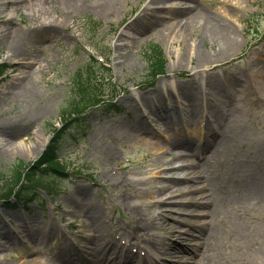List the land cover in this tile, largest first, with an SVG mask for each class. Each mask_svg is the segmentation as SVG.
<instances>
[{"label": "rangeland", "instance_id": "obj_1", "mask_svg": "<svg viewBox=\"0 0 264 264\" xmlns=\"http://www.w3.org/2000/svg\"><path fill=\"white\" fill-rule=\"evenodd\" d=\"M1 1L9 2L11 0ZM140 1L83 0L78 8L68 11H60L56 8L48 9L47 14L42 15L43 22L51 23L53 25L51 27L54 32H57V35L40 49L37 48L39 45L37 39L42 33L40 28L43 22L32 19L35 17L29 16L27 11L30 4L31 8L35 6L34 3L25 0L16 2L12 0V2L6 3V9L0 10L3 16L9 10L13 11L11 23L17 34L19 33L21 36L19 43L21 45L27 43L28 47L27 52L17 58L16 55L6 50L0 52V62H9L10 64L7 66L5 76L0 78V131H3L0 133V137L10 141L11 143L8 145L11 144V148L13 145L24 143L22 146L12 149L11 152L7 151L0 155V175H2L1 173L9 174L8 170L15 162L22 161L26 165L36 162L35 160L38 159L42 151L40 150L42 142L50 138L51 131L46 125L52 124L53 127H61L59 111L74 96L70 80L77 68L87 61L86 55L82 54L84 50L94 53L93 47L98 49L107 47L106 51H102V54L107 56L106 61L110 66L113 85L117 88L124 86L126 90L125 95L118 101L123 105L128 103L130 97H141V99L144 97V92L135 88L139 90L145 88L143 77L146 73V62L141 56V48L147 44H156L162 48L167 62L164 75L166 78L163 79L166 82L170 81L171 77L179 78V76L191 74L195 70L201 71V69H205L202 67L205 65L215 66L214 74L210 76L209 85L206 87L209 96L202 102V106L206 109L205 114L198 115L199 112L189 110L190 116L193 117L194 122L198 117L201 120L210 119L211 103L216 100L219 103H224L229 98L235 103L232 106L239 108V113L236 116L239 120L236 122L238 128L236 134L245 129L246 136L236 139L233 145L231 142L227 150L219 148L215 153L211 151L210 161L214 164L213 169L203 170L202 166L199 169H191L190 167L193 168L197 162H194L192 156L187 155H184L180 161L168 156L171 159L169 162L167 158L164 160L161 155L151 157L154 149L148 144V140L141 137L134 139L132 134L124 135L120 125L133 120L131 119L132 112L133 116L139 115L140 112L137 109L139 106L142 109L143 106H148V102L138 101L136 108H132L131 104L122 115L115 117L114 114H103L98 109L88 113L80 120L79 125H77L78 123L73 124L67 131L66 140L60 153L62 163L70 168L66 172L71 174H68L64 179H59L58 175L51 176L47 181L53 186L51 192L53 196L45 197L44 192L38 191L32 196V201L30 200L35 206L38 205L27 218V221L30 218L29 221L33 223L32 227L37 221L44 220L43 218L49 213L47 209L51 205L53 207L60 204L64 210L55 211L52 216L62 222L61 229H65V224L73 223L71 227L67 226V229L71 233L70 236L79 244L81 239L90 235L91 229L80 226L82 216L78 215L79 212L75 207L66 206L65 201L75 194L77 187L85 186L89 190L82 196L83 204L99 203L98 206H102L101 216L105 220L103 232H109L110 225L114 229L127 224L134 225L133 218H137V214H130L128 207H135L141 222L152 221L156 224L151 233L154 235V247L160 253L159 255H162L165 243L178 242L182 245L193 243L190 238L193 231L191 229L197 225V221L184 217L186 215L179 216L181 208L169 206V204L186 203L192 198L199 197L201 192L195 193L198 194L197 196L183 197L182 195L189 191L191 185L199 188L200 181L198 183H183L181 181L173 185L169 193L160 191L155 194L157 189L164 186L163 184L154 183L153 187L150 185L135 186V188L140 187L147 191L149 197L124 200L119 196L127 194V191H116L115 183L107 180L106 175L110 174L109 176L114 182L118 178L128 183L130 181H149L150 171L162 166L161 168L166 167L167 169L180 167L177 176L185 179L201 175L204 171L209 176L219 174L221 177L220 173L224 171L223 162L231 164L229 159L243 160L245 152L262 149L261 145L264 140V0H197L202 4L196 3L193 6L201 10L208 19H215V23L219 22L229 27L236 39L234 48L227 52L226 56L207 63H200L198 62L200 60L196 61L195 59L197 51L211 52L207 43L201 47L187 46L190 37L196 39V34L199 35L200 28L191 27L178 35V29H173L170 26V20L163 19L157 25L141 32L138 27L140 20H135L132 17L133 11ZM15 5H20V7L14 10L12 6ZM247 15L251 16L250 19L253 23L246 21ZM5 19L7 17L0 18V24ZM127 21L131 23L134 21L131 27L136 36L132 38L126 34L123 42H127L128 38L132 39L129 41V46L122 48L119 47L121 46V37L117 31ZM96 23H101V26L93 32L89 28ZM7 35L8 31L5 36ZM88 53L86 54L88 55ZM33 59L40 61L41 65L33 62ZM179 60L181 63H177ZM236 62L239 63L236 64ZM220 68L225 72L220 71ZM176 83L182 87L190 88L193 99L194 96L199 99L202 97L194 83H187L184 78H180ZM4 96L8 97V100ZM173 101L178 103L176 98H173ZM190 116L182 115L184 119ZM62 117L65 115L62 114ZM171 118L173 121L176 120L173 114H171ZM158 125L155 128L162 132L161 136L173 137V132H167V126L164 123ZM150 127L154 128L152 125ZM205 129L206 127L202 128V130ZM195 131L196 127H190L188 131L193 138H197ZM69 133L74 136L73 140L67 139ZM178 139L182 140L183 138L180 136ZM38 149L40 151L37 154ZM183 153L187 154L185 151ZM183 153L181 152V154ZM208 155L207 158H209ZM205 161L210 162L209 160ZM218 162H220L219 165ZM127 186L129 188V185ZM202 186L204 183H201ZM156 200L163 201V205L156 207V205L150 204ZM80 203L82 204V202ZM151 206L153 207L148 208ZM15 208L22 213H30L26 206ZM0 209L4 208L0 206ZM16 217V214L6 210L0 217V231L3 226L9 228L13 233L20 234L19 222ZM34 217H39V220ZM238 220L246 233L245 236L252 235L250 246L244 240L238 242V237L230 238L222 228H217V231L222 230V235L211 242L207 251H203L204 253L201 255L203 261L195 264H264V240H260L259 244H253L257 236L264 239V212L252 210L248 215L238 216L234 222L237 223ZM38 226L41 228L40 224ZM237 227L233 233H237ZM224 229L228 230V227H224ZM248 229L250 232L247 231ZM180 230L187 232L189 240L187 238L186 241V235L182 239L186 242L177 241L176 235L170 236L171 231L177 233ZM109 240L113 241V238L111 237ZM60 246L61 239L54 242V238L50 236L37 251L29 255H26L29 249L18 250L22 256L26 255V260L35 256L38 259L48 260ZM10 251H13L11 247L0 250V260H3L1 262L8 261V264H17L10 256L12 255Z\"/></svg>", "mask_w": 264, "mask_h": 264}, {"label": "bare ground", "instance_id": "obj_2", "mask_svg": "<svg viewBox=\"0 0 264 264\" xmlns=\"http://www.w3.org/2000/svg\"><path fill=\"white\" fill-rule=\"evenodd\" d=\"M14 1L16 2L19 0ZM25 1L35 4V6H33L32 8L30 4L27 10L28 14L31 17H35L32 19L40 20L42 23V15L47 14L46 11L48 9L56 8L60 11H68L70 9L78 8L81 4V1L83 0ZM168 2L172 1L156 0L154 2H150V4L157 3L161 4L160 7H164L167 6ZM188 4L190 5L184 8H170L166 10V12L170 16V26L173 29H178V35L184 33L188 30V28L191 27L200 28V30H198L199 35L196 34V39L190 37L187 46L193 48L195 44V46L201 47L204 43H207L212 53H203L197 51L195 53L196 61L200 60L198 61L200 63L214 62L216 59H220L226 56V53L234 48L236 40L230 28L225 26L224 24L222 25L219 22L215 23L216 21L214 19H208V17L197 7L193 6L192 2H190L189 0ZM6 6V2H2L0 0V10L2 8L6 9ZM12 7L14 10H16L17 7H20V5H15ZM146 11H148V9L143 10V12ZM151 11H155V14L157 16L150 18L148 21L142 20V22L138 24L141 32L146 31L149 27L157 25L158 22L163 19L160 16L158 10L151 9ZM160 11H162V9H160ZM3 17H7V19L2 21V23L0 24V52L6 50L7 52L13 53L15 55L24 54L23 51H25V49L19 46V36H17V31L11 23V19L13 18V11L9 10L4 14V16L1 15L0 11V18ZM51 26H53L51 23L44 22L41 25L40 29L42 30V33L41 35H39L38 33L39 38L37 39V42H39V49L46 46L47 43L56 38L57 32H54L53 27ZM34 29H36V27H34ZM7 31L8 35L5 36ZM6 38H8L7 41H5ZM26 44L27 43H25L24 45ZM33 62L41 65V62L36 59H33ZM177 63H181V61L179 60L177 61ZM196 80L198 83V76H186L187 83H193ZM209 82L210 81L208 79H204V81L202 82L203 87H197L202 92V101L206 100L209 96V93L206 92V87L207 85H209ZM177 85L178 83H176L174 86L167 87L168 89L165 90L166 92L164 93V96H159V98L154 104H152L149 110V114L151 116L150 119L152 122L158 123L160 121H164L168 125L170 131L172 130L174 132L175 136L172 140L156 138L157 136H154L153 132L150 129L144 127V120L141 118H138L132 123L128 124V126L124 127V129L122 130L124 135L129 136V134H132L134 139L143 137L144 139L148 140V144L154 149V153L150 155L151 157H155L158 153H160L163 156H170L171 159L183 158V155L179 154L178 152H171L169 150L164 151L165 146L172 143L179 136L178 133L189 129L191 126L190 122H183L181 120L182 115L179 114L190 115L191 112L189 110H194L199 113L202 112L200 108H197V97H195V99L192 98L190 91L191 89L188 87H181ZM160 88L161 87H157L156 89V93L159 95L162 94L159 92ZM4 98L8 100V97L4 96ZM173 98L179 99L180 103H175V101H173ZM233 104H235L234 101L229 100V98H227L224 103H219L218 100L211 103L209 109L211 118L204 123L205 127L207 128L205 134H207V136L209 137L205 142V145H207L208 149H210L212 146V139L214 140V142H212L214 148L222 147L224 149H227L230 146L231 142L233 145L236 139H242L244 138V136H246L245 129H242L239 133L236 134L238 129L236 122L239 121L236 116L239 113V108L232 106ZM168 105H171L169 107L170 113H173L175 117L179 119V124L177 123L178 127L173 126L168 118L163 117V112ZM177 105L181 106L177 107ZM182 106H184L186 110L183 109ZM2 132L3 131L1 130L0 133ZM46 141L47 140H44L42 142L40 150H43ZM9 143L11 142L5 138L0 137V155L7 151L11 152L15 147H19L24 144L23 142H21L19 144L13 145V147L11 148L12 145H8ZM176 143H178V145L174 146V148H179L191 155L196 154L198 155V157L203 155V152L200 150L199 144L197 143H191V141L188 145L179 141H176ZM262 143V149L258 151L253 150L245 152L243 160H237L235 162H232L231 164L223 162L222 165L224 166V171L222 172L221 177H219L217 180H211L208 175L193 176L188 180L189 182H197L199 180H202L204 182V186L199 188H197L195 185L190 186L188 193L198 191L201 192V195L198 197V201H196V198H192V200L186 204V207L188 208L184 209L183 212L187 215L195 214L197 215V217H200L201 220H199L197 226L192 228L193 231L190 237H192L195 242L193 246L170 247L168 244L165 245L169 247L167 251V256L169 258L177 261H181L182 259H184V264H195L196 262L198 263L199 261H203L201 255L205 251H207V247L211 244V242L223 233L222 230L217 231V228L221 229L224 225L226 226L232 223L238 211L246 213L249 209L260 207L264 208V140ZM40 150L38 149L37 154ZM212 150L215 151L214 149ZM208 157L212 158L211 156ZM199 162L200 161H198V163ZM219 163L220 162H218V165ZM201 166V164H196L195 168L193 169H198ZM211 166V162L204 163L203 170L209 169L211 168ZM178 172L180 171L175 170L169 172L168 178L164 181L159 182H157V178L160 176L159 171H153L151 179H149V181H130L128 183L127 181L120 178H118V180H116L115 182L112 180V178L107 179L111 180L113 184L115 183L116 191H127V194H122V196H119L120 198L127 200L129 198L149 197V193L147 191L141 189L140 187L135 188V186L150 185L153 187L154 183H161L164 184V186H162L160 189H157L155 191V194L160 191L169 193L173 188V185L180 181L176 179V175L178 174ZM165 174L166 173H164V175ZM127 185H129V188ZM131 187H134V189H131ZM15 188L16 185L11 188L12 191L9 192L8 195L0 197V206L4 208L0 209V217H2L6 210H10V212L16 214L21 233H17L18 235H16L11 230H9V228L2 226V229L0 231V250L4 249L5 247L6 249L11 247L16 253L14 257H19L20 253L18 249L24 248V244L18 238V236H20L21 234L24 235V239H26L28 245L38 248L39 244L48 235L60 236L61 232L54 225H51L46 229V231H44V234L37 233L36 236L35 230L30 227V225L33 223L29 220L27 221V218L35 211L38 205L35 206V204L31 203V201H29L28 203H23V201H20L22 205L27 207L30 213L26 214V211V213H22L19 210L17 211L15 205L18 201L15 198L18 197L19 200H22V198H20V196L18 195L17 189L14 190ZM20 188L18 190H20ZM88 190L89 189L85 186L77 187L75 189V194L67 198L66 202L72 205H76V209L83 215H85L89 222V226H87V228L94 229V234L98 235L100 234V230L102 231L103 229L102 224H104L103 217L101 216V209L97 206H90L89 203H86L85 205L80 203L84 202L82 196H84ZM159 204L161 203L156 200L153 203V206L156 205V207H158ZM153 206L148 208H152ZM54 208H57V205ZM188 209L192 210L189 211ZM128 210L130 214H137V218H133L134 225H127L119 228V230L121 231V235L116 236L115 240L117 242L119 240H122L121 243L125 246L118 248L116 243L112 245L106 243L95 253V257H92V261L90 262V264H136L134 262L137 258L142 259L139 264H149L147 259H145V257L143 256V252L147 243L145 238L151 237V235H147V233L153 230L154 224L151 222H141L138 219L139 214L135 207L129 206ZM50 212L53 211L51 210ZM34 218L39 220V217ZM139 230L142 233L136 234L135 231ZM224 233H226L227 236L232 239L238 237V242L244 240L245 243L250 246L252 235L245 236L246 234L243 232L242 226L237 227V233H233V227H231L230 230H224ZM92 238L93 236H91L89 240H91ZM260 240L263 239L257 238L254 244H259ZM130 246L132 249H134V252H130ZM69 247L70 244L64 241L62 243V247L58 250L57 253L52 256L51 260L55 262L59 261L61 259V255H63L65 251L69 249ZM86 250L90 251L89 249ZM1 261L3 260H0V264H8V261L4 263H2ZM30 263L31 261H28V264ZM62 264H68V262H63Z\"/></svg>", "mask_w": 264, "mask_h": 264}, {"label": "trees", "instance_id": "obj_3", "mask_svg": "<svg viewBox=\"0 0 264 264\" xmlns=\"http://www.w3.org/2000/svg\"><path fill=\"white\" fill-rule=\"evenodd\" d=\"M151 57H148V61H149V69L151 71H155L157 73L161 72L162 70V60H161V53L159 52V50L156 47H151V49L149 50ZM92 77L89 80L90 82H92ZM95 82V81H94ZM96 83V82H95ZM93 86H95V84L93 83ZM90 87V86H89ZM96 90L98 91V87H96ZM89 90V89H87ZM84 92H79V94L81 95ZM102 95H104V93H101ZM97 96V95H95ZM101 96V95H98ZM79 100H84V98H81ZM88 100V98H87ZM86 101V100H84ZM73 108H74V104ZM58 136L56 135L54 137V139L51 141V144L49 145L47 151L43 154V157L41 158L40 162H42V165H50V167L57 165L56 157H55V152H54V145L57 141ZM23 164L18 162V164H16L14 167L11 168V170H9V173H11V175H5L4 179L8 178L7 180H4L6 182H8L9 184V189H11L12 187H14L18 182H20L22 174L24 172V176L25 177V183L29 186L32 185H38L39 182H41L43 176L39 175V173L36 171V167H30L29 170L23 169L22 168ZM53 168V167H52ZM37 172V173H36ZM38 174L39 175V180L35 182V175Z\"/></svg>", "mask_w": 264, "mask_h": 264}]
</instances>
